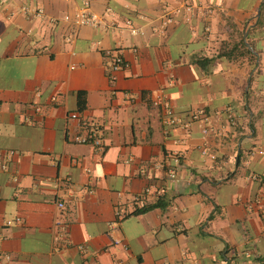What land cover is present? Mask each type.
<instances>
[{
  "label": "crops",
  "instance_id": "crops-1",
  "mask_svg": "<svg viewBox=\"0 0 264 264\" xmlns=\"http://www.w3.org/2000/svg\"><path fill=\"white\" fill-rule=\"evenodd\" d=\"M74 11L2 0L0 264H264V0H92L100 27Z\"/></svg>",
  "mask_w": 264,
  "mask_h": 264
},
{
  "label": "built area",
  "instance_id": "built-area-1",
  "mask_svg": "<svg viewBox=\"0 0 264 264\" xmlns=\"http://www.w3.org/2000/svg\"><path fill=\"white\" fill-rule=\"evenodd\" d=\"M75 3V11L73 14V22L76 27H80L83 25H94L97 27L103 26V22L98 17L97 14L91 11V2L92 0H72ZM2 9V0H0V11ZM24 12H29L28 8L23 9ZM34 17H40L43 15V10L41 8L36 9L34 12ZM70 17L68 15L64 16V20L68 21ZM171 20L170 18L168 19ZM131 32L133 34L137 33L136 29H132ZM107 60L106 67L111 71V73L118 71L119 69L126 68L128 66V62L119 54L107 52ZM112 80L113 76L110 77ZM152 105L158 107L162 113V124H163V133L165 136H169L171 131L179 124L180 120L175 115L173 108L166 98L165 95L161 91H157L153 97L151 98ZM204 116L202 111H197L191 115L192 119H198L199 117ZM69 117L72 119H79L78 112H70ZM206 117L204 116V120ZM212 126L204 124L201 127V132L203 135H208L212 132ZM71 141L80 144L91 143L95 147L99 149L102 148V142L98 138H93L91 135H80L75 134L71 136ZM201 153L203 155L208 156L210 159H214L216 155L208 151L206 147L201 149ZM13 151L8 152V156H11ZM2 158V154L0 153V159ZM179 163V158L177 155H171L170 158L166 159L164 163L158 164L157 167L163 168L165 177L169 183L174 184L177 181V166ZM59 206H62V203H58ZM124 218L123 213L116 214V220L119 221ZM21 221L20 217H14L12 219L6 220V225H12L14 223H19ZM121 241L115 240L114 244H120Z\"/></svg>",
  "mask_w": 264,
  "mask_h": 264
},
{
  "label": "trees",
  "instance_id": "trees-1",
  "mask_svg": "<svg viewBox=\"0 0 264 264\" xmlns=\"http://www.w3.org/2000/svg\"><path fill=\"white\" fill-rule=\"evenodd\" d=\"M238 44L241 46V48H242V50H241V54L243 55H246L247 56V58H248V60H249V62L251 63V64H255V55L245 46V44H244V42H243V39L242 38H240L239 39V42H238ZM228 56H230V53H226ZM81 101H82V96H81ZM158 205V203H156V204H154V205H151L150 207H154V206H157ZM150 207H143L141 210H146V209H148V208H150Z\"/></svg>",
  "mask_w": 264,
  "mask_h": 264
},
{
  "label": "water",
  "instance_id": "water-1",
  "mask_svg": "<svg viewBox=\"0 0 264 264\" xmlns=\"http://www.w3.org/2000/svg\"><path fill=\"white\" fill-rule=\"evenodd\" d=\"M250 48V47H249ZM251 49V48H250Z\"/></svg>",
  "mask_w": 264,
  "mask_h": 264
}]
</instances>
